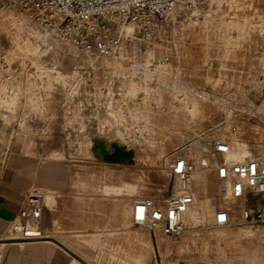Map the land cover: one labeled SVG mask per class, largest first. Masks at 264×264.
<instances>
[{"label": "rangeland", "instance_id": "374dc122", "mask_svg": "<svg viewBox=\"0 0 264 264\" xmlns=\"http://www.w3.org/2000/svg\"><path fill=\"white\" fill-rule=\"evenodd\" d=\"M118 38L96 55L0 8V177L13 148L62 167L56 187L28 191L42 194L43 233L80 264H93L96 246L71 235L104 228L109 252L134 250L119 232L145 229V264H264V223H239L249 204L231 197L214 160L201 167L215 140L230 146L224 161L264 152V0H184L147 33L126 27ZM180 154L196 164L190 225L178 236L134 225L135 200L171 193ZM52 191L67 195L54 212ZM77 196L98 207L77 209Z\"/></svg>", "mask_w": 264, "mask_h": 264}, {"label": "built area", "instance_id": "2783aa9c", "mask_svg": "<svg viewBox=\"0 0 264 264\" xmlns=\"http://www.w3.org/2000/svg\"><path fill=\"white\" fill-rule=\"evenodd\" d=\"M7 5L16 8L17 15L25 16L40 24L52 35L69 37L76 45L92 46L105 52L117 39L112 37L116 22H128L136 33H147L157 19L166 18L184 0H8ZM183 1V2H182ZM194 1V0H193ZM191 3V0H188ZM230 146L215 140L203 148L201 167L210 168L209 160L215 163L211 170L220 180L228 175L233 177L232 191L236 197H243L249 204L243 209L239 223L249 225L264 223V152L245 157L241 161L221 160ZM205 154V155H204ZM205 158V157H204ZM206 161V162H204ZM169 176L172 182L171 193L161 204L147 199L135 200L132 223L158 227L165 236H178L188 228L184 214L193 201L191 190L186 183L191 178L196 164L186 154L173 157L169 163ZM42 194L28 192L24 207L20 212L21 228L15 233L26 236L27 216L35 221L40 219ZM255 204L256 206H250ZM211 221L209 222V224Z\"/></svg>", "mask_w": 264, "mask_h": 264}, {"label": "crops", "instance_id": "0c3cea01", "mask_svg": "<svg viewBox=\"0 0 264 264\" xmlns=\"http://www.w3.org/2000/svg\"><path fill=\"white\" fill-rule=\"evenodd\" d=\"M61 173L62 167L57 164L50 165L43 159L17 148L10 150L0 177V264H50L54 260H57L58 264H80L60 246L63 244L62 241L50 235L55 233L53 230L47 229L48 233L44 234L41 228L38 233L29 236L16 235L12 230V225L24 207L25 197L30 192L28 190L32 184L56 187L53 183L57 184ZM65 193L66 191L51 192L54 198L52 212L64 201L63 197H67ZM77 198L78 200L73 201V205L81 211L98 207L84 200V196H77ZM104 225L101 227L104 228ZM119 235H122V238L125 237L121 242L122 246H131L134 250L120 252L100 250L103 249L100 241L103 245L105 228L88 235L82 231H75L71 237H74V245L85 242L88 246H96L91 256L93 264H107L106 261H109L108 264H133L131 259L145 264L151 256V252L146 250L152 243L150 234L143 229L136 230L133 234H130L129 230L121 231ZM74 248L77 249L75 246ZM78 251L89 258L88 250Z\"/></svg>", "mask_w": 264, "mask_h": 264}, {"label": "bare ground", "instance_id": "6f19581e", "mask_svg": "<svg viewBox=\"0 0 264 264\" xmlns=\"http://www.w3.org/2000/svg\"><path fill=\"white\" fill-rule=\"evenodd\" d=\"M2 3V4H1ZM9 3L8 0H0V8L1 9H5V8H8L9 6L11 5H7ZM126 27H130L132 28V26L130 25V23L128 22H116L115 25H114V29H113V32H112V37L117 39V42H119V38H118V32L120 33L121 31H123ZM66 41V43L68 45H71V46H75V47H78L74 42L73 40H71L69 37H66L64 39ZM112 46H115V45H112ZM111 47V46H110ZM82 49H85V50H90V51H93L96 55H101L102 53L104 52H100L99 50L95 49L93 46H88V47H85V48H82ZM109 49V48H108ZM103 143V142H102ZM109 143V142H108ZM112 143V142H111ZM113 144V143H112ZM102 149V148H101ZM100 149V150H101ZM102 152V151H101ZM104 152V151H103ZM104 154V153H103ZM112 155L111 154H105V158L106 160L108 161H111L110 159H108L109 157H111ZM247 156H250V152L248 155H245L243 156L241 159L239 160H231L232 162H237V161H241L243 160L245 157ZM104 158V157H103ZM220 180V179H219ZM233 177L231 175H228L227 178L225 180H220V181H226L230 184V193H231V197L234 198V199H240V200H244V198L241 196V197H236L234 194H233V191H232V186H233ZM196 169L193 171L192 173V176L191 178L187 181L186 185L187 187L191 190V193H192V197H193V201H194V193H195V189H196ZM193 201L192 203L190 204V206L193 204ZM43 205L44 202H43V199H42V204H41V208H40V219L38 221H35L32 216H27V218L25 219L26 220V223L24 224V227L26 229V233L25 235L26 236H29L31 233H38V231L42 228V225L40 223V220H41V217H42V213H43ZM134 206H135V202H134V205H133V209H132V215H133V211H134ZM189 206V207H190ZM188 207V208H189ZM188 210V209H187ZM186 210V211H187ZM241 210L243 212V207H241ZM186 213V212H185ZM184 218H185V214H184ZM12 227H15L17 230H20L21 228V223H20V218H17L16 221L13 223ZM156 231H158L160 234H161V231L159 230L158 227L155 228ZM11 234V233H10ZM24 233L20 234V233H16V235H23ZM12 235V234H11ZM0 261H1V253H0Z\"/></svg>", "mask_w": 264, "mask_h": 264}]
</instances>
